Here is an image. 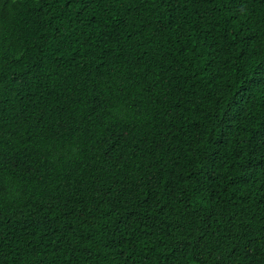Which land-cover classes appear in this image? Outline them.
<instances>
[{"label":"trees","instance_id":"obj_1","mask_svg":"<svg viewBox=\"0 0 264 264\" xmlns=\"http://www.w3.org/2000/svg\"><path fill=\"white\" fill-rule=\"evenodd\" d=\"M0 264H264V0H0Z\"/></svg>","mask_w":264,"mask_h":264}]
</instances>
